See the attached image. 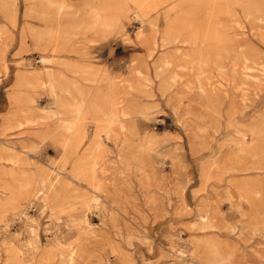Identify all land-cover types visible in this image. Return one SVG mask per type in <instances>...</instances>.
<instances>
[{"label":"rangeland","instance_id":"obj_1","mask_svg":"<svg viewBox=\"0 0 264 264\" xmlns=\"http://www.w3.org/2000/svg\"><path fill=\"white\" fill-rule=\"evenodd\" d=\"M113 1L0 0V264H64L66 243L85 247L81 264H264V0H214L221 69L211 71L213 82L193 85L178 62L168 74L182 76L164 78L153 64L163 66L164 50L148 59L145 73L140 35L158 31L160 38L169 21L181 37L173 57L188 60L206 46L182 41L193 4L185 3L182 13L177 6L180 13L169 18L174 1L154 0L143 23L130 13L117 36L92 51L117 82H77L75 102L53 93L47 82L72 79L62 63L77 57L42 50L44 15L57 31L83 25L84 16L94 20L91 7ZM209 13L204 7L200 19L206 22ZM128 91L130 104L151 115L136 114L135 129L107 138L109 112L125 119L117 102ZM82 96L83 119L75 113ZM179 99L190 111L184 120L172 109ZM204 124L206 137L192 144L191 132ZM77 127L86 143L99 130L97 166L113 174L122 193L88 184L90 160L65 153L52 138ZM44 133L50 137L42 143L35 136ZM51 181L59 193L45 196ZM74 187L95 200L84 205L71 195Z\"/></svg>","mask_w":264,"mask_h":264},{"label":"bare ground","instance_id":"obj_2","mask_svg":"<svg viewBox=\"0 0 264 264\" xmlns=\"http://www.w3.org/2000/svg\"><path fill=\"white\" fill-rule=\"evenodd\" d=\"M152 1L154 0H118L117 3L115 1L108 3V5L103 9H99L97 7L92 6L91 15L94 20H90L88 16H84L82 18L84 23L83 25L75 24L73 25V27L63 26L60 27V29L57 31L52 30V28L50 27L51 20L49 14L46 13L44 15L43 20L44 26L41 31L42 50L53 53L63 52L77 57L76 60H66L64 63H62L63 66L71 67L70 72L72 74V79H61V81L59 82H47V84L52 89L53 93L63 94L67 99L71 100L72 102H75L76 100H78V95H80L77 82H107V80L117 82L113 75H111V77H108L105 71L100 70V64H97L99 60L97 59L98 56H93L92 51L96 50L99 52V50L104 49V41H106L108 38H112V35L113 38L117 36V34L119 33L118 29L121 26L122 18L127 17L130 13L133 15L134 18L142 21L143 23V17L145 16L144 10L148 9L147 7ZM165 1H167L168 3L174 1V4H172V6L174 7L169 13V18L171 17L172 12H174V15L179 14L180 11L182 13L183 10H181V7L185 3H190L194 5L193 9H191L190 11H186V13L189 14L187 19L188 22L186 23L187 33L183 35L182 41L185 43L200 45L205 43L206 46L201 53H189L187 55L188 60L183 59V57H178V59L173 57L170 50L174 48L176 42L181 37L177 32V24H172V22L169 21L168 27L161 33L160 38L157 35V33H159L158 31H156L152 35L147 33L140 35V38L142 39H139V41L141 42L142 47L147 49L145 57L141 58V65H143L145 73H148V59H153L159 50H164V52H161L158 55V59H161L164 63L163 66L160 67L159 65H157L156 60L153 63L155 64L156 70L158 72H162L161 74L164 76V78H169L171 81H176L182 76V72L178 71L172 73L171 75L168 74V70H170L172 67H175V62H178L177 67L180 68L181 71H185L187 74L192 75V78L189 82H193V85L196 86V82H213L211 71L214 69H221V67L218 66L214 0ZM204 1L206 3H204ZM177 6L180 7V11L177 9ZM204 7L210 12L206 19V22L203 18L200 19V12L204 9ZM108 19H110L109 23L107 22ZM100 24L101 26H99ZM91 26L95 27L90 28ZM143 33H145V31ZM61 76L67 78V75H65L64 73ZM147 79L149 80V77ZM28 82L30 81L28 80ZM147 83L148 84L142 85L144 86L147 94L152 96L150 89L151 86L149 85L151 82ZM167 83L174 84L176 82ZM242 85L243 83L239 84L237 89H240ZM191 86L188 87L189 90L192 88ZM199 88L201 91H204V87L202 85L199 86ZM244 91L245 90L242 91V96L245 95ZM85 97L86 96H82L80 98V104H75V113H77V115L80 114L79 117H81V119L85 117V115L80 112V110L82 109V103H85ZM132 99L133 92L128 91L125 92L124 96L117 102V105L119 107L118 113H120L125 119L118 120L116 119V113H111V111L109 112L110 119L106 131L107 138L117 137V135L119 134V129L124 130L126 127H131L135 129L136 114H139L141 117L144 118H147L148 115H151V113L148 112L146 109L140 111L139 106L130 104V101ZM180 100L181 99L178 100V104L174 105L172 109L175 113L180 114L181 120H184L188 118L190 111L188 108H183V106L179 102ZM95 104V101L88 104L87 109L89 112L92 110ZM82 114L83 116H81ZM126 120H128V122H126ZM207 131V124L203 125L201 131L193 130L190 134L192 144L203 142V136L206 135ZM98 133L99 130H96V137L91 143H86V133L78 127L75 131H72L68 134H55L52 136V138L55 141L59 142L60 147L64 150L65 153L68 151H76L81 155L82 159L88 158L90 160L91 163L89 165H84L86 168L89 167L88 184L92 185L95 189H97V186H99L100 191L104 193H122V190H120V188L115 184L113 174L109 170H101L100 167L97 166L98 161H96L95 151L99 142L97 135ZM35 137L43 143L50 136L44 133L39 136L36 135ZM29 146L34 147V144L27 145L25 148ZM99 177L101 179L100 182L95 183V179ZM158 186L164 192H168L167 186L162 181H160ZM58 188L59 185L57 183H54L52 181L49 182L48 192L45 196L51 194L58 195ZM87 193L88 191H81L74 187L71 192V195L82 197V203L88 206L90 205L91 200H95V197H92V199L90 198L89 200H87ZM66 244L68 245L63 246L62 252L63 263L81 264V262H79L80 258L84 259L85 257H87L85 247L81 244Z\"/></svg>","mask_w":264,"mask_h":264}]
</instances>
